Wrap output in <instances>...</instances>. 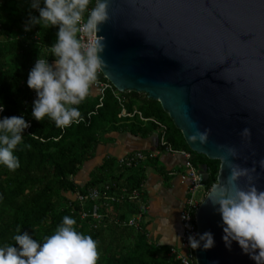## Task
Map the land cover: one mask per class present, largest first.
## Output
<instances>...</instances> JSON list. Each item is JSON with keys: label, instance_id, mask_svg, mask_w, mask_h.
Here are the masks:
<instances>
[{"label": "water", "instance_id": "water-1", "mask_svg": "<svg viewBox=\"0 0 264 264\" xmlns=\"http://www.w3.org/2000/svg\"><path fill=\"white\" fill-rule=\"evenodd\" d=\"M109 3L98 33L106 44L104 76L121 93L158 101L193 152L220 162L216 184L229 174L223 145L238 150L242 167L255 164L264 190V0ZM194 128L209 130L206 144L190 141ZM244 128L250 137L240 136ZM206 198L198 233L212 232L215 246L196 249L197 264H255L236 242L225 247L221 216Z\"/></svg>", "mask_w": 264, "mask_h": 264}, {"label": "trees", "instance_id": "trees-1", "mask_svg": "<svg viewBox=\"0 0 264 264\" xmlns=\"http://www.w3.org/2000/svg\"><path fill=\"white\" fill-rule=\"evenodd\" d=\"M25 2L30 5V0H0V17L3 18L0 21V101L5 106L0 116L23 115L30 123L25 130L24 141L31 145L30 149L17 151L21 162L19 169L12 172L0 166V244L14 243L12 237L17 234L18 227L21 233L27 231L33 238L42 241L46 235L53 234L62 218L68 215L76 219L78 231L91 235L98 242L97 264H181L170 256L172 246L153 244L147 231L138 233L116 225L107 230L94 231L81 221L78 203H73L76 214L72 212V196L77 192L85 193L89 188L115 183L119 187L142 189L143 167L131 171L134 173L125 178L127 171L118 167L117 160L109 158L91 174L86 186H79L75 179L95 158L104 136L111 139L114 133L126 132L146 139L157 135L159 126L150 119L167 128L166 138L176 150L192 153L194 165L207 170L208 189L217 183L220 162L193 152L162 105L146 94L141 99L139 93H125L128 111L139 110L144 118L149 119L146 123L139 117H121L123 107L109 90L104 94L102 106L100 97L89 94L79 106L83 116L79 124L62 129L47 117L43 122L36 121L31 115L36 98L34 90L27 86L28 74L39 55H49L48 59L53 62L55 57L50 55L47 47L55 42L58 29H42L37 25L25 31L29 12L39 15L35 9L26 7ZM170 125L175 131L172 137L169 136ZM159 136L157 139H160ZM128 211L134 214L136 207L115 206L113 215L123 221ZM116 213L119 215L116 216ZM114 229L135 235L133 246L123 249L111 243L110 247H106L103 236Z\"/></svg>", "mask_w": 264, "mask_h": 264}, {"label": "clouds", "instance_id": "clouds-1", "mask_svg": "<svg viewBox=\"0 0 264 264\" xmlns=\"http://www.w3.org/2000/svg\"><path fill=\"white\" fill-rule=\"evenodd\" d=\"M109 6V0H30V8L39 15L29 12L24 30L37 25L58 29L55 42L47 47L54 62L49 63V55H39L28 74L27 86L36 93L31 111L36 121L43 122L47 117L62 129L83 121L79 106L106 64L105 38L98 33L109 20ZM4 107L0 101V113ZM29 127L23 115L0 116V166L12 172L21 167L16 153L31 148L24 141ZM208 136L209 130L194 128L189 139L203 145ZM240 136L250 137V130L244 128ZM219 147L226 153L229 174L212 186L206 199L221 216L225 247L231 250L236 242L255 264H264V190L256 184L260 173L255 164L242 167L235 162L239 159L235 147ZM259 167L264 170V159ZM76 225L75 218L65 215L53 234L42 241L27 231L21 233L18 227L12 237L14 243L0 244V264H97L98 242L78 231ZM188 243L194 250L211 249L215 246L214 234L206 231L190 235Z\"/></svg>", "mask_w": 264, "mask_h": 264}, {"label": "built area", "instance_id": "built-area-1", "mask_svg": "<svg viewBox=\"0 0 264 264\" xmlns=\"http://www.w3.org/2000/svg\"><path fill=\"white\" fill-rule=\"evenodd\" d=\"M84 39L87 40V37ZM36 41L40 40L36 39ZM49 63H51L50 60ZM90 90L97 92V96L100 97V106L103 104L105 92L109 90L113 92L123 107L121 117L130 119L139 117L145 123L149 121L137 109H134L132 113L128 111L126 107L128 99L125 97V93L119 92L104 76L102 70L98 72L97 80L92 84ZM33 93L36 98L35 91ZM150 120L159 126V130L163 131L162 134L158 133L160 135L159 150L155 152L136 151L119 158L117 164L120 169L131 172L156 160L162 151L184 159V170L177 175L180 183L186 188L184 206L180 214L182 236L180 244L177 247H172L170 256L175 257L181 264H197L196 249L189 246L188 237L198 233L197 212L212 189H208L206 184L207 170L194 165L192 153L176 150L172 146L166 138L167 128L163 124L155 119ZM70 200L72 212L76 214L73 203H78L81 221L87 223L94 231L107 230L111 225L131 229L138 233L145 231L144 222L149 206L144 200L143 186L142 189H129L125 186L119 187L115 183H107L98 188H89L85 193L77 192ZM125 205L136 207V211L131 217L122 221L113 215V210L115 206Z\"/></svg>", "mask_w": 264, "mask_h": 264}, {"label": "crops", "instance_id": "crops-1", "mask_svg": "<svg viewBox=\"0 0 264 264\" xmlns=\"http://www.w3.org/2000/svg\"><path fill=\"white\" fill-rule=\"evenodd\" d=\"M90 96L97 97V92L90 90ZM158 136L159 134L143 139L126 132L112 134L107 142L102 141L95 158L84 166L75 179L76 183L81 187L86 186L91 179V174L109 158L118 160L136 151L159 150ZM184 164L182 157L162 151L156 160L143 166L144 200L149 206L144 228L150 242L155 245L177 247L180 244L182 236L180 214L184 206L186 188L180 183L177 175L184 170ZM133 173L127 172L124 177L127 178ZM115 230L109 232L112 235L110 239H118L121 242V235ZM109 233L105 232V235ZM130 242H133V239H130Z\"/></svg>", "mask_w": 264, "mask_h": 264}, {"label": "rangeland", "instance_id": "rangeland-1", "mask_svg": "<svg viewBox=\"0 0 264 264\" xmlns=\"http://www.w3.org/2000/svg\"><path fill=\"white\" fill-rule=\"evenodd\" d=\"M25 6L26 7H29L30 5L28 4V2H25ZM140 94H141V99H144L145 98V95L142 94V93H140ZM174 132H175L174 131V127L172 125H170L169 136H171V137L174 136ZM158 133H161L162 134L163 131L162 130H159ZM102 140L104 142H107L108 141V138L106 136H104L102 138ZM130 213H131V211H128V213L126 212L127 215L128 214L130 215ZM132 215L133 214H131L130 217ZM118 233L121 235V242H119L118 239H116V240L110 239V237L112 236V235H110L111 233L104 235V243H105V246L106 247H110L111 243H113L112 244L113 246L123 247V249H128V248H130V247L133 246V242L136 241V236L135 235H133V234H131L129 232H121V231H118ZM130 239H133V242H130Z\"/></svg>", "mask_w": 264, "mask_h": 264}]
</instances>
